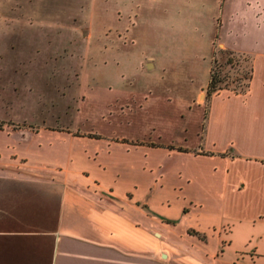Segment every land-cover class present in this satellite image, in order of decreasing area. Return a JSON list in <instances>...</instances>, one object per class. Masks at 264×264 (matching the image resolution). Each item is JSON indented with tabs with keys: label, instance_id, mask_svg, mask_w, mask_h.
Returning <instances> with one entry per match:
<instances>
[{
	"label": "crops",
	"instance_id": "0c3cea01",
	"mask_svg": "<svg viewBox=\"0 0 264 264\" xmlns=\"http://www.w3.org/2000/svg\"><path fill=\"white\" fill-rule=\"evenodd\" d=\"M212 5L216 45L251 58L247 90L211 94L192 145L0 126V233L35 237L46 264H264V0Z\"/></svg>",
	"mask_w": 264,
	"mask_h": 264
},
{
	"label": "rangeland",
	"instance_id": "374dc122",
	"mask_svg": "<svg viewBox=\"0 0 264 264\" xmlns=\"http://www.w3.org/2000/svg\"><path fill=\"white\" fill-rule=\"evenodd\" d=\"M212 1L45 0L37 11L35 2L0 0V126L196 143L211 65L228 79L250 66L240 52L227 61L219 51ZM240 101L219 94L212 105ZM26 236L0 233V264H46ZM234 242L244 243L236 233ZM248 247L237 254L243 263Z\"/></svg>",
	"mask_w": 264,
	"mask_h": 264
},
{
	"label": "trees",
	"instance_id": "16d2710c",
	"mask_svg": "<svg viewBox=\"0 0 264 264\" xmlns=\"http://www.w3.org/2000/svg\"><path fill=\"white\" fill-rule=\"evenodd\" d=\"M219 51H221L222 55L229 56L227 58V61H231V59L234 57L236 53L239 54V52H235L233 50L223 49V48H220ZM240 55L245 56V59L250 62V66L246 71H244L242 74L239 73V75L235 76L234 78L232 77L231 79H228L229 76L227 77V73H224L222 75L220 69H215L214 63L211 65L209 80L207 84V94L208 95L212 94L213 92L221 88H229L236 92H243L247 90L251 77H252L251 58L247 54L240 53ZM213 61H215V58ZM243 79H244V82H240V80H243Z\"/></svg>",
	"mask_w": 264,
	"mask_h": 264
}]
</instances>
